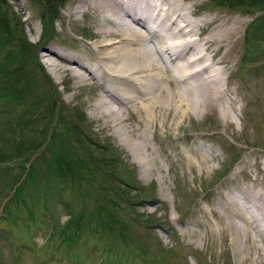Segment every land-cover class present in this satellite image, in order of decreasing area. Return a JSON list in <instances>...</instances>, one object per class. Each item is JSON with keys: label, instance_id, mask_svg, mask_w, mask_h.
<instances>
[{"label": "rangeland", "instance_id": "obj_1", "mask_svg": "<svg viewBox=\"0 0 264 264\" xmlns=\"http://www.w3.org/2000/svg\"><path fill=\"white\" fill-rule=\"evenodd\" d=\"M187 1L242 20L224 84L235 110L172 109L143 151L163 166L151 177L92 115L101 88L61 80L44 62L52 47L92 63L98 20L74 12L79 0H0V264H251L236 255L233 228L211 233L205 223L238 188L264 190V5ZM203 152L214 157L205 165L184 159ZM101 204L110 215L99 221Z\"/></svg>", "mask_w": 264, "mask_h": 264}, {"label": "bare ground", "instance_id": "obj_2", "mask_svg": "<svg viewBox=\"0 0 264 264\" xmlns=\"http://www.w3.org/2000/svg\"><path fill=\"white\" fill-rule=\"evenodd\" d=\"M197 5L187 0H79L74 12L91 13L100 24L95 33L99 40L89 46L92 63L52 47L43 55L50 72L61 80L73 77L75 86H82L89 78L101 88L92 115L120 144L131 146L151 177L163 166L157 155L143 151L151 147L152 134L158 135V124L169 119L172 109L174 116L185 117L190 111L199 116L213 108L225 118L235 110L236 101L227 103L229 88L224 84L228 55L242 20L220 12H199ZM133 116L139 128L145 127L141 133L126 122ZM197 156L188 154L184 159L194 167L214 158L204 152ZM237 190L240 196L225 213L216 214L217 223L206 220L205 228L216 233L233 228L240 262L251 259V264H264V190L258 181Z\"/></svg>", "mask_w": 264, "mask_h": 264}, {"label": "trees", "instance_id": "obj_3", "mask_svg": "<svg viewBox=\"0 0 264 264\" xmlns=\"http://www.w3.org/2000/svg\"><path fill=\"white\" fill-rule=\"evenodd\" d=\"M51 1L52 0H49V2L51 3ZM219 1H225V2H227V3H229V4H231L232 6L234 5V6H254L255 4H263L264 5V0H253V1H255V2H253V1H251V0H219ZM63 2V1H62ZM49 3V4H50ZM54 3V2H53ZM109 159H111V158H109ZM74 172H75V174H74ZM88 173V171H86L85 173H84V175L83 174H79L78 172H76V171H74L73 170V175H74V180H78V181H81V179L82 178H89V175L87 174ZM62 181H64V180H62ZM104 208V207H103ZM97 211H99V221H101V219H102V216H107V215H110V213L109 212H106V211H103L102 212V204L101 205H99V209L97 210ZM94 215L95 214H93L92 215V219H94ZM101 215V216H100ZM92 219L90 220V218H88V222H92ZM107 218L105 217V220H106ZM104 220V221H105ZM106 222V221H105ZM106 223H108V222H106ZM109 224V223H108ZM71 224H66V222H65V225L62 227V228H64V229H67V228H69V226H70ZM113 227V226H112ZM53 229V228H52ZM75 235V234H74ZM125 239V238H124ZM124 239H118V241L119 242H122V243H126L125 241L126 240H124ZM113 245V244H112Z\"/></svg>", "mask_w": 264, "mask_h": 264}]
</instances>
